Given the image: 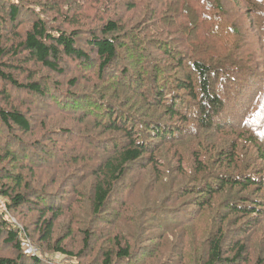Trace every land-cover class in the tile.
I'll list each match as a JSON object with an SVG mask.
<instances>
[{"label":"trees","instance_id":"trees-1","mask_svg":"<svg viewBox=\"0 0 264 264\" xmlns=\"http://www.w3.org/2000/svg\"><path fill=\"white\" fill-rule=\"evenodd\" d=\"M26 1L0 0V264H86L111 217L128 225L91 264H244L258 241L264 264V57L228 12L264 50V0ZM17 93L67 125H35ZM62 176L89 192L78 252L72 224L56 230L71 204L47 190ZM135 183L156 184L153 204L123 216Z\"/></svg>","mask_w":264,"mask_h":264},{"label":"rangeland","instance_id":"rangeland-1","mask_svg":"<svg viewBox=\"0 0 264 264\" xmlns=\"http://www.w3.org/2000/svg\"><path fill=\"white\" fill-rule=\"evenodd\" d=\"M33 0H27L26 2H30ZM57 1V0H56ZM62 3L67 2H72V0H59ZM228 9V8H227ZM229 15L231 17L232 22H234L242 31L244 32H248L246 33V35H248L250 37V41H249V45H252L256 51H258L259 55H262L264 57V50L260 49L261 46L256 43L258 41L257 37H255L252 34V25L249 23V18H247L246 15H244V13H241L240 10L238 11H234L232 8H230V11L228 10ZM240 12V13H239ZM133 14L130 15V17H132ZM24 17L25 23H27V25L25 26V28H27L30 23H31V18L28 16V13L26 12L24 16H22V19ZM51 18V17H50ZM256 43V44H255ZM255 44V45H254ZM78 75H83L84 73H81L80 71H77ZM54 75H51V77L53 78ZM89 76V74L87 75ZM91 86L93 84V82H88L86 81V79L83 81V85L85 86ZM38 97H28L26 94L23 93H17L15 95V99L18 100V104H21L24 106L25 109H28L31 111L32 116L34 118L35 121V125H67V121L65 119V117L61 114H57V111H52L51 112V116L50 117H45L46 116V112L49 109V105L50 104H54V101L50 98H46V99H39V101L37 100ZM23 100V101H22ZM21 138H23L24 140L27 141H33L36 138V133L33 135H19ZM22 159V158H20ZM133 173L132 176H134V182L136 180H139V182H146L147 180H150V176L149 174L144 171L142 169V167H138V166H133ZM32 174V173H30ZM37 175L36 178H40V177H44V172L41 170H37L34 174V176ZM58 180V184L57 185H53L52 182V186H48L47 190L48 191H54V192H60L61 194L65 195L66 198H68L69 203L71 204V208L65 213L63 214V217H61L57 223H56V230L59 231H66L67 228L69 227V224H72V227L70 230H72V237L67 240L66 242H70V247L72 250L78 252L79 250H81L82 248V240L83 237L81 236V229H83L84 225L86 224L87 227L90 226L89 225V207H88V200H89V192L87 189H82L80 187H76L71 183H64L63 186H61V181L63 179L62 177H58L56 178ZM45 182L47 181V178L45 177ZM138 183H135V187L136 189L134 190L133 195L126 200V203H124L123 205H120V202H117L114 205V210L116 211H120L121 214H123V216H135V218L140 215L141 213L143 214L144 209H146L148 206H151L153 204V202L150 200V196L152 194V192L154 191V189L156 188V184L154 183V185L152 186H148V184L143 183L142 185H136ZM128 191H132V186L129 185V187L127 188ZM81 190V191H80ZM78 191H80L78 193ZM4 206V201L3 199L0 197V208H2ZM32 216V215H36V219L37 217V213H23V215H21V217H28V216ZM33 218V217H32ZM32 218H29L30 220ZM108 224H100L99 227H94L95 230H93L95 232V235L97 237L96 239V243L94 248L92 249L91 252L85 253V255H91L90 257H87L85 259V263L86 264H91V263H95L97 261H99V256L102 253V250H100L101 248H105V246L108 245V242L110 241V239L106 236V232L105 230H110V231H114V230H125L126 226L128 225V223L124 222V217H111V219H109ZM34 239H36L37 235H33ZM196 241L195 245L197 243V245L202 244V246L204 245V241L201 242L200 238H195ZM27 247L32 246V248L34 249V252H37V249L34 248V246L27 241ZM258 244L259 241L256 243V247L254 249V252L252 251V260H254L260 253V249H258ZM198 248V252L197 255H200L203 250L201 249V245ZM0 252H11V249L8 247L3 246L2 243H0ZM47 255L48 256H52V258L55 260L56 263L59 264H66V263H62L63 261V256H61L60 254H54V253H49L47 251ZM84 256V255H83ZM246 262L244 264H255L251 258H246L245 259ZM153 262V260L148 259L147 261H145L143 264H151ZM158 263V262H157ZM156 263V264H157ZM182 264H190L189 261H184Z\"/></svg>","mask_w":264,"mask_h":264},{"label":"built area","instance_id":"built-area-1","mask_svg":"<svg viewBox=\"0 0 264 264\" xmlns=\"http://www.w3.org/2000/svg\"><path fill=\"white\" fill-rule=\"evenodd\" d=\"M32 251H34V249H32Z\"/></svg>","mask_w":264,"mask_h":264}]
</instances>
